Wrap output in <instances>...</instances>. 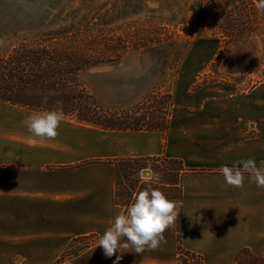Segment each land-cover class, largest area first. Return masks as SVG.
Segmentation results:
<instances>
[{
	"label": "crops",
	"instance_id": "crops-1",
	"mask_svg": "<svg viewBox=\"0 0 264 264\" xmlns=\"http://www.w3.org/2000/svg\"><path fill=\"white\" fill-rule=\"evenodd\" d=\"M190 104L175 106L167 130H105L63 118L59 135L47 139L28 131L25 115L10 121L0 134V264H57L74 238L102 236L127 206L117 200L116 166L98 160L146 156L197 171L181 176V231L177 219L166 243L124 253L119 264H179L180 244L203 264L264 257V188L248 173L243 188L228 186L219 172L243 159L264 161V80ZM98 240L68 264H113Z\"/></svg>",
	"mask_w": 264,
	"mask_h": 264
},
{
	"label": "rangeland",
	"instance_id": "rangeland-1",
	"mask_svg": "<svg viewBox=\"0 0 264 264\" xmlns=\"http://www.w3.org/2000/svg\"><path fill=\"white\" fill-rule=\"evenodd\" d=\"M208 1L0 0V53L64 26L89 27L109 37L121 35L127 43L123 57L91 67L79 79L104 109L118 112L116 121L122 126L164 130L175 106H190L193 97L202 100L239 94L264 80L262 28L227 43L224 33L213 27L214 18L205 16ZM149 3L159 7L150 8ZM29 114L0 102V134L13 128L6 126L10 121ZM149 166L160 177L152 187H163L168 193L162 185L176 179L180 164L151 160ZM127 170L121 164L117 184L121 204L134 197L131 186L144 185L135 183L138 175L128 176ZM99 238L78 239L57 264H68L70 256ZM198 260L187 263L198 264ZM253 261L259 263L247 256L241 262Z\"/></svg>",
	"mask_w": 264,
	"mask_h": 264
},
{
	"label": "trees",
	"instance_id": "trees-1",
	"mask_svg": "<svg viewBox=\"0 0 264 264\" xmlns=\"http://www.w3.org/2000/svg\"><path fill=\"white\" fill-rule=\"evenodd\" d=\"M256 4V0H209L206 3L205 16L214 18L213 27L221 30L227 43H231L235 38L245 36L259 27L263 29L264 18L261 11L257 10ZM229 8H231L230 11H228ZM255 22L258 26L256 28ZM262 29L259 30L264 34ZM126 49V40L122 39L121 35L103 36L89 27L77 28L74 25L61 27L33 39H26L14 46L11 51L0 53V102L37 112L62 109L65 119L105 130L133 129L119 124L116 121L118 112L104 109L94 93L79 79L81 73L91 67L122 58ZM169 124L170 118L164 130L169 127ZM137 127L135 129L144 128ZM147 129L151 128L147 127ZM151 160L176 161L180 164L176 179L162 185L167 187L165 190L168 193L164 192L163 187L153 188L162 191L167 198L182 201L181 176L186 172L197 170L185 168L181 160L146 156L98 161L114 163L118 184L121 164L127 165L128 176L138 175L139 170L147 167V163ZM134 180L135 183L142 182L139 178ZM145 187V184L138 189L131 186L130 193L135 195ZM172 188H175V193L171 192ZM119 198L117 187L118 201ZM133 198L124 205L128 207L133 203ZM178 220L179 231H181L182 207ZM90 235L94 238L99 236L98 234ZM88 237L89 235L74 238L68 252L72 251L78 239ZM91 244L93 243L89 242L83 248ZM186 256L199 259L197 263L203 264L199 255L184 249L180 244L179 264H189ZM254 259L259 263L254 261L248 263L264 264V257H253L252 260Z\"/></svg>",
	"mask_w": 264,
	"mask_h": 264
},
{
	"label": "clouds",
	"instance_id": "clouds-1",
	"mask_svg": "<svg viewBox=\"0 0 264 264\" xmlns=\"http://www.w3.org/2000/svg\"><path fill=\"white\" fill-rule=\"evenodd\" d=\"M148 6L154 9L159 7L155 3H149ZM256 7L258 11L264 12V0H258ZM63 118L62 109L32 112L24 123L35 137L55 139ZM219 172L228 186L243 188L244 174L248 173L257 187L264 188V161L258 167L254 159H243L232 167L222 165ZM138 177L146 187L134 195L133 203L124 212L115 216L97 243L106 258L116 257L113 264H119L124 253L139 254L146 248L155 250L161 243H166L163 234L175 225L183 206V201L169 200L162 191L152 187L160 177L150 166L140 169Z\"/></svg>",
	"mask_w": 264,
	"mask_h": 264
}]
</instances>
